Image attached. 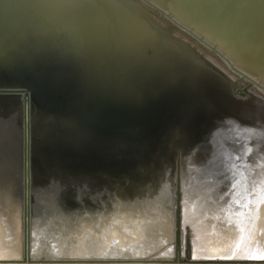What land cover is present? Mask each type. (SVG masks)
<instances>
[{
	"label": "water",
	"instance_id": "obj_1",
	"mask_svg": "<svg viewBox=\"0 0 264 264\" xmlns=\"http://www.w3.org/2000/svg\"><path fill=\"white\" fill-rule=\"evenodd\" d=\"M40 1L48 22L35 31L37 0H0L7 23L0 30V207L17 200L22 220L21 255L0 264H264L255 258L264 245L248 246L233 231L221 240L180 228L179 202L171 209L169 257L32 256L31 165L54 171L62 164L77 176L144 163L149 140L191 145L199 134L195 115L202 130L211 126L200 140L219 161L232 167L264 158V81L253 76L264 73V0ZM20 3L30 24L9 29L18 16L7 9ZM157 13L218 55L232 51L241 65L223 57L239 76L225 74L222 61L205 58L170 21L172 31L157 27ZM187 126L175 140V130ZM171 196L179 200L177 187Z\"/></svg>",
	"mask_w": 264,
	"mask_h": 264
},
{
	"label": "bare ground",
	"instance_id": "obj_2",
	"mask_svg": "<svg viewBox=\"0 0 264 264\" xmlns=\"http://www.w3.org/2000/svg\"><path fill=\"white\" fill-rule=\"evenodd\" d=\"M43 8L46 6L42 7L41 1L37 0L35 17L31 19L35 31H40L42 25L47 26L46 9ZM25 10L23 3L9 6L8 13L18 16L12 18L9 29L26 28L30 24L24 18ZM159 14L163 20H156L157 27L161 23L159 26L165 31H172L164 20L177 26L166 13ZM6 27V19L0 18V30ZM176 29L185 33L180 26ZM185 34L195 45L203 47L202 52L209 61L214 63L212 57L222 61L227 68L225 74L231 71L239 76L226 63L225 58L230 57L226 52L221 51L226 57L218 55L195 37ZM26 40L24 35V43ZM227 52L230 58L242 64L232 51ZM243 79L256 87L252 81ZM193 118L198 122L194 121L192 126L199 134L192 138L191 145L185 143L183 148L168 141L160 145L149 140L145 144L150 155L144 163L110 169L97 166L77 176L68 174L69 168L62 164L54 171L44 164L40 170L31 165L29 224L32 256L169 257L173 251L172 228H175L171 209L176 202L181 205L180 228H190L202 238L218 237L221 240L233 231L239 240L245 239L248 246L255 241L264 245V158L232 167L224 164L217 157L220 154L204 149L205 144L201 143V131L211 126L202 130L199 115ZM165 127L161 128L162 135L166 132ZM187 128L186 132L177 128L173 138L179 141L190 132L191 128ZM209 134L212 135V131ZM175 159L181 162L178 172L175 171ZM176 187L179 200L171 198ZM69 191L75 195L74 199ZM12 201L0 207V257L21 255L22 220L17 200ZM28 204L27 195L26 207ZM242 245L239 244V248Z\"/></svg>",
	"mask_w": 264,
	"mask_h": 264
},
{
	"label": "rangeland",
	"instance_id": "obj_3",
	"mask_svg": "<svg viewBox=\"0 0 264 264\" xmlns=\"http://www.w3.org/2000/svg\"><path fill=\"white\" fill-rule=\"evenodd\" d=\"M234 61V60H233ZM236 62V61H235ZM237 63V62H236ZM256 79H259L261 81H264V76L262 74H259L258 72L254 73L253 75ZM263 77V78H262Z\"/></svg>",
	"mask_w": 264,
	"mask_h": 264
},
{
	"label": "snow or ice",
	"instance_id": "obj_4",
	"mask_svg": "<svg viewBox=\"0 0 264 264\" xmlns=\"http://www.w3.org/2000/svg\"><path fill=\"white\" fill-rule=\"evenodd\" d=\"M256 259H262V260H264V255H262V256H258V257H255Z\"/></svg>",
	"mask_w": 264,
	"mask_h": 264
}]
</instances>
